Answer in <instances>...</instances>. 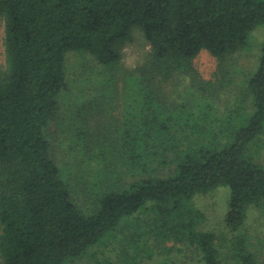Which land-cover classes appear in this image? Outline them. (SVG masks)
<instances>
[{
  "label": "trees",
  "instance_id": "obj_1",
  "mask_svg": "<svg viewBox=\"0 0 264 264\" xmlns=\"http://www.w3.org/2000/svg\"><path fill=\"white\" fill-rule=\"evenodd\" d=\"M0 17V264H259L247 218L264 165L248 152L264 137V39L238 77L264 0H0ZM135 31L151 52L127 68ZM70 53L99 70L78 88ZM219 187L220 234L193 204Z\"/></svg>",
  "mask_w": 264,
  "mask_h": 264
},
{
  "label": "rangeland",
  "instance_id": "obj_2",
  "mask_svg": "<svg viewBox=\"0 0 264 264\" xmlns=\"http://www.w3.org/2000/svg\"><path fill=\"white\" fill-rule=\"evenodd\" d=\"M5 29L4 21L0 17V62H3V43H4ZM133 41L130 42L123 50L122 63L127 68H135L145 61L147 55L151 52L150 44L144 39L139 31H135L133 34ZM264 39V26L257 27L251 37V43L249 49L240 57V70L241 74L238 77V81L244 79L246 74L254 69L257 62V56L259 53V46ZM90 59L85 55H78L76 53H70L68 56L69 77L73 86L76 88L78 83L76 79L81 80L91 72L95 75L97 69L89 63ZM197 67L205 78L213 79L215 73V60L209 55L208 52H203L197 58ZM92 65V66H91ZM91 74V75H90ZM88 75L92 76V73ZM75 98L73 95H65L62 100V105H68L71 103H80L84 100L81 96L77 95ZM263 138V139H262ZM248 155L254 159V161L264 165V137L259 138L253 144L249 146ZM230 189L228 187H219L213 191L206 193L205 195H198L194 198L193 204L197 209L203 212L206 216L204 223L201 225V229L205 231H212L215 233H224V218L228 209ZM247 226L250 234L253 236V244L257 245L256 254L258 256L259 264H264V203L261 208H250L248 210ZM109 241V240H108ZM107 241V242H108ZM109 243V242H108ZM111 243H109V250ZM101 249V248H99ZM106 250V249H105ZM96 251V250H95ZM109 253V251H108ZM189 261L193 262V255L189 253ZM173 258L176 262H182L185 257L172 252L171 255L164 253L162 258H156L152 264H159L163 258ZM102 260L99 264H106L107 255H100ZM92 262V261H91ZM77 263V262H76ZM77 264H88L77 263ZM95 264V263H94ZM115 264L113 260L111 263Z\"/></svg>",
  "mask_w": 264,
  "mask_h": 264
}]
</instances>
